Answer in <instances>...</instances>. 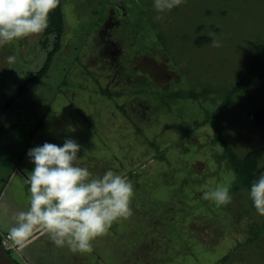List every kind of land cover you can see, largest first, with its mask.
<instances>
[{
  "label": "rangeland",
  "instance_id": "374dc122",
  "mask_svg": "<svg viewBox=\"0 0 264 264\" xmlns=\"http://www.w3.org/2000/svg\"><path fill=\"white\" fill-rule=\"evenodd\" d=\"M62 2V48L20 95L43 63V35L0 46V230L12 226L5 206H29L28 151L66 139L81 145V165L94 176H127L133 214L90 253L37 240L7 254L18 264H264V216L250 190H236L226 206L203 199L233 183L215 133L238 157L260 149L264 166V122L248 116L264 106V0H185L164 13L154 0ZM208 117L213 124L194 127Z\"/></svg>",
  "mask_w": 264,
  "mask_h": 264
},
{
  "label": "clouds",
  "instance_id": "9594fccd",
  "mask_svg": "<svg viewBox=\"0 0 264 264\" xmlns=\"http://www.w3.org/2000/svg\"><path fill=\"white\" fill-rule=\"evenodd\" d=\"M184 2L154 0L153 7L164 13ZM59 5L60 0H0V46L43 33L49 25V14ZM208 35L212 46L220 47L215 33ZM14 59L8 57L10 63ZM80 150L75 140L66 139L62 146L45 142L28 151L35 165L26 178L29 206L12 215L8 229V240L17 251L47 236L58 247L66 245L73 252L90 253L97 237L107 235L113 223L133 214L132 182L113 170L94 176L81 165ZM230 187L217 186L206 191L203 199L217 207L226 206L233 199ZM250 198L257 213L264 216V174L252 183Z\"/></svg>",
  "mask_w": 264,
  "mask_h": 264
},
{
  "label": "trees",
  "instance_id": "16d2710c",
  "mask_svg": "<svg viewBox=\"0 0 264 264\" xmlns=\"http://www.w3.org/2000/svg\"><path fill=\"white\" fill-rule=\"evenodd\" d=\"M62 9H63V2L62 0H60V5L49 14V25L47 29L42 33L43 36H42V39L40 40V43L43 49H45V56H44L43 63L34 73H32L31 77L26 78L18 85L17 89H19V92H17V95H20L21 91L24 90L27 86L34 85L38 80H40L48 71L50 64L53 60V55L55 54L56 56L60 52L62 48V45H61L62 39L64 40V37H63L64 20H63V12H62L63 10ZM109 16L110 14L107 13V16L103 20H101V22H99L98 28L101 27V25H104V23L107 21V18ZM99 30L100 28L96 30V32H98ZM65 78L67 79V77ZM66 79L64 80H65V83L67 84L68 80ZM171 83L175 84V81H172L171 79L170 84ZM240 89H241V85L237 87L235 86L234 91H238ZM100 93L101 95L107 94V96H110V97H112L114 94L112 93V91H109L107 88L101 89ZM115 93H116L115 95H117V92ZM229 96H227L226 98H228ZM114 101H115V104L121 103V101H119L116 98H114ZM118 109L122 110L121 107H118ZM123 115H124V121L128 123L131 119V116H130L131 114L123 112ZM248 116L256 124L263 123L264 122V106L258 108L257 110L253 112L251 111L248 112ZM206 121L209 122L210 124H213L211 119L208 117L207 119H204L200 122H196L194 127H198V125ZM214 136H215L214 141H217L223 146L225 154H227V158L230 164V169L232 170L234 177H235L232 183V187L230 188V195H232L238 189H249L250 190L252 183L257 181L264 171V166H259V158L261 157L262 151L260 149H253V150H250L244 153L242 157L241 156L238 157L234 153L232 148L229 146V144L226 143V139L223 137L222 134L215 133ZM147 141L149 142V144H151V149L155 151L158 150V146L152 140H147ZM160 156H162V154L159 155V157ZM130 171L131 170L127 172L128 176H131L133 174ZM3 180L4 179H2V181ZM251 203L253 204L252 200H251ZM1 233L2 232H0V234ZM0 240H1V235H0Z\"/></svg>",
  "mask_w": 264,
  "mask_h": 264
},
{
  "label": "crops",
  "instance_id": "0c3cea01",
  "mask_svg": "<svg viewBox=\"0 0 264 264\" xmlns=\"http://www.w3.org/2000/svg\"><path fill=\"white\" fill-rule=\"evenodd\" d=\"M1 181H2V178H1ZM0 192H2V189L0 190ZM1 194V193H0ZM10 204H12V202L10 203ZM5 209H6V211H7V216H6V219H4V221L3 222H9L10 221V217H8V215H10L11 216V219H12V215L15 213V212H17V211H21V210H24L23 208H22V206L21 205H19L18 206V208H16V209H11V208H8V207H6L5 206ZM12 210V211H11ZM12 223H13V221H12ZM12 225V224H11ZM1 231H3V230H0V232ZM4 232H8V231H4ZM37 240H39V242L41 241V240H45L46 242H47V244L49 245V246H51V247H53L52 245L54 244L47 236H43V237H40V238H38ZM37 240H35L34 242H36ZM33 242V243H34ZM32 243V244H33ZM31 245V244H30ZM29 245V246H30ZM28 246V247H29ZM55 246V245H54ZM50 247V248H51ZM61 248V247H60ZM37 249H39L42 253H44V251L46 250V249H42V246H41V243H40V245L37 247ZM76 255V254H75ZM53 256H51V258H52Z\"/></svg>",
  "mask_w": 264,
  "mask_h": 264
},
{
  "label": "water",
  "instance_id": "95a60500",
  "mask_svg": "<svg viewBox=\"0 0 264 264\" xmlns=\"http://www.w3.org/2000/svg\"><path fill=\"white\" fill-rule=\"evenodd\" d=\"M0 264H18L7 254L6 250L0 245Z\"/></svg>",
  "mask_w": 264,
  "mask_h": 264
},
{
  "label": "built area",
  "instance_id": "2783aa9c",
  "mask_svg": "<svg viewBox=\"0 0 264 264\" xmlns=\"http://www.w3.org/2000/svg\"><path fill=\"white\" fill-rule=\"evenodd\" d=\"M1 240L0 245L7 251L9 249H13V246L11 245V242L8 240V233L4 232L1 233Z\"/></svg>",
  "mask_w": 264,
  "mask_h": 264
}]
</instances>
